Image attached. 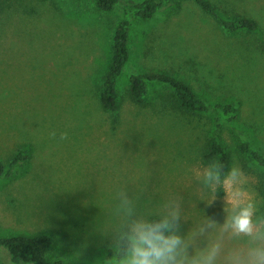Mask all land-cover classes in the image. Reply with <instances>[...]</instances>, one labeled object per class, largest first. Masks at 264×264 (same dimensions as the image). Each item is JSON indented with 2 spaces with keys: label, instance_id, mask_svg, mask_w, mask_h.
Here are the masks:
<instances>
[{
  "label": "rangeland",
  "instance_id": "rangeland-1",
  "mask_svg": "<svg viewBox=\"0 0 264 264\" xmlns=\"http://www.w3.org/2000/svg\"><path fill=\"white\" fill-rule=\"evenodd\" d=\"M216 1L226 16L256 19L261 32L229 35L195 0L133 21L130 59L117 82L116 122L97 91L120 11L99 10L90 0L12 4L18 13L0 37V160L7 164L19 147L27 148L30 158L11 178L0 179V236L48 233L51 260L120 264L108 249L120 230L123 212L116 206L125 191L133 202L130 220L178 210L175 234L187 238L195 231L196 246H210L220 228L202 235L199 229L206 216L218 226L225 223L226 194L223 188L202 190L196 172L208 165L205 143L217 123L232 166L244 173L247 198L257 215H264V168L240 152L237 133L247 130L252 144L264 151V0ZM159 71L189 81L213 103H238L237 118L168 108L158 85H150L145 104L131 101V75ZM64 132L68 138L61 140ZM0 264H7L1 255Z\"/></svg>",
  "mask_w": 264,
  "mask_h": 264
},
{
  "label": "trees",
  "instance_id": "trees-1",
  "mask_svg": "<svg viewBox=\"0 0 264 264\" xmlns=\"http://www.w3.org/2000/svg\"><path fill=\"white\" fill-rule=\"evenodd\" d=\"M17 0H0V37L15 18L13 13H18L19 6L12 5ZM102 11H120V19L115 27L112 38L111 52L106 70L103 72L102 81L97 91V96L104 110L113 114V121H118L120 109V93L118 79L123 73L131 55L130 26L133 21H142L153 18L157 13L167 11L181 0H90ZM202 10L213 16L219 25L229 35L241 32L258 34L261 26L256 19L250 16H226L216 0H195ZM30 14H35L34 6ZM38 12V10H37ZM150 85L160 87L161 98L168 96V103L162 105L171 107L181 113L194 115L219 111L231 119H236L239 105L235 102H211L206 97L195 91L192 84L168 72H138L130 77L128 94L136 104H145L148 101ZM160 93V92H159ZM163 100V99H162ZM221 123L205 143L203 161L208 164L216 159L225 165V172L232 166V154L222 139L220 132ZM239 149L248 161L264 168V151L255 147L247 130H238ZM30 158L27 148L19 147L12 153L8 163L0 160V179L11 178L16 170L23 166ZM264 193V192H263ZM162 217H153L149 221H159ZM53 243L52 236L48 233L31 235L18 233L0 236V255L7 264H65L61 258L49 259L48 252ZM110 257L115 256L113 249H108ZM118 260L120 257L115 256Z\"/></svg>",
  "mask_w": 264,
  "mask_h": 264
},
{
  "label": "clouds",
  "instance_id": "clouds-1",
  "mask_svg": "<svg viewBox=\"0 0 264 264\" xmlns=\"http://www.w3.org/2000/svg\"><path fill=\"white\" fill-rule=\"evenodd\" d=\"M50 135L55 137V131ZM67 138L66 132L61 133V140ZM196 175L202 179V190L216 193L223 188L226 194L224 201L228 216L225 223L218 226L206 216L204 226L199 229L202 235L208 228L219 227L221 235L217 241L198 248L194 240L195 231L190 232L187 238L175 234L180 218L178 210L171 211L158 222L130 220L133 202L127 192L121 191L116 211H122L123 217L113 247L115 256L120 257V264H264V215H257L255 203L246 196L242 169L233 165L225 172V165L213 159ZM214 200L206 203L211 205ZM124 228L128 230L123 231ZM243 238L246 239L242 245L232 244Z\"/></svg>",
  "mask_w": 264,
  "mask_h": 264
},
{
  "label": "bare ground",
  "instance_id": "bare-ground-1",
  "mask_svg": "<svg viewBox=\"0 0 264 264\" xmlns=\"http://www.w3.org/2000/svg\"><path fill=\"white\" fill-rule=\"evenodd\" d=\"M129 154H130V153H129ZM131 155H132V154H131ZM130 159H132V158H130ZM122 161H123V160H122ZM123 162H124V161H123ZM123 162H122V163H123ZM125 165H126V164H125ZM125 165H124V166H125ZM119 167H121V166H119ZM125 167H126V166H125ZM121 169H122V167H121ZM119 171H120V170H119ZM121 171H123V170H121ZM125 172H126V170H125ZM122 173H124V172H122ZM120 174H121V173H120ZM124 174H125V173H124ZM128 175H129V174H128ZM128 175H127V176H128ZM140 176H141V175H140ZM144 176H145V174H144ZM121 177H122V176H121ZM121 177H120V180H121ZM147 177H148V176H147ZM144 178H145V177H144ZM144 178H143V180H145ZM131 183L134 184V180H133V182H131Z\"/></svg>",
  "mask_w": 264,
  "mask_h": 264
}]
</instances>
